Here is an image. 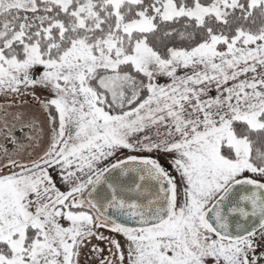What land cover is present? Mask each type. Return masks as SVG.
Listing matches in <instances>:
<instances>
[{
    "label": "snow or ice",
    "instance_id": "1",
    "mask_svg": "<svg viewBox=\"0 0 264 264\" xmlns=\"http://www.w3.org/2000/svg\"><path fill=\"white\" fill-rule=\"evenodd\" d=\"M0 264H264V0H0Z\"/></svg>",
    "mask_w": 264,
    "mask_h": 264
},
{
    "label": "rangeland",
    "instance_id": "2",
    "mask_svg": "<svg viewBox=\"0 0 264 264\" xmlns=\"http://www.w3.org/2000/svg\"><path fill=\"white\" fill-rule=\"evenodd\" d=\"M162 81H164V79H161V80H160V82H162ZM213 94H214V93H213ZM41 119H43L42 116H41ZM162 160H163V158H162ZM165 166H167L166 163H165ZM107 234H108V233L105 232V235H107ZM93 243H98V244H100V247L105 249V254L107 255V245H106V244H104V243H102V242L95 241V240L93 241ZM81 259H82V261H83L84 257L82 256Z\"/></svg>",
    "mask_w": 264,
    "mask_h": 264
},
{
    "label": "crops",
    "instance_id": "3",
    "mask_svg": "<svg viewBox=\"0 0 264 264\" xmlns=\"http://www.w3.org/2000/svg\"><path fill=\"white\" fill-rule=\"evenodd\" d=\"M166 81L164 80V81H162L161 83H165Z\"/></svg>",
    "mask_w": 264,
    "mask_h": 264
},
{
    "label": "flooded vegetation",
    "instance_id": "4",
    "mask_svg": "<svg viewBox=\"0 0 264 264\" xmlns=\"http://www.w3.org/2000/svg\"><path fill=\"white\" fill-rule=\"evenodd\" d=\"M20 135H22V134H20Z\"/></svg>",
    "mask_w": 264,
    "mask_h": 264
}]
</instances>
